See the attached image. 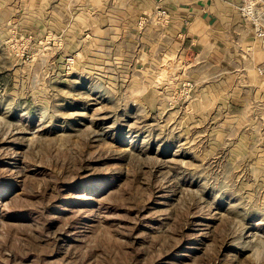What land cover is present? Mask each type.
Listing matches in <instances>:
<instances>
[{
  "label": "rangeland",
  "instance_id": "374dc122",
  "mask_svg": "<svg viewBox=\"0 0 264 264\" xmlns=\"http://www.w3.org/2000/svg\"><path fill=\"white\" fill-rule=\"evenodd\" d=\"M231 1L0 0V264H264V0Z\"/></svg>",
  "mask_w": 264,
  "mask_h": 264
},
{
  "label": "crops",
  "instance_id": "0c3cea01",
  "mask_svg": "<svg viewBox=\"0 0 264 264\" xmlns=\"http://www.w3.org/2000/svg\"><path fill=\"white\" fill-rule=\"evenodd\" d=\"M122 1L123 3L131 4L133 1L141 3L142 0ZM239 1L243 3L245 0ZM219 2L226 4L228 11L220 10L217 6ZM163 5H165L164 7L169 13H172L174 18L180 16L183 19L185 17L191 20L196 19L209 28L217 29L216 31L231 25V18H229V15H233V12L230 10L233 7L231 0H181L178 3L163 0Z\"/></svg>",
  "mask_w": 264,
  "mask_h": 264
},
{
  "label": "built area",
  "instance_id": "2783aa9c",
  "mask_svg": "<svg viewBox=\"0 0 264 264\" xmlns=\"http://www.w3.org/2000/svg\"><path fill=\"white\" fill-rule=\"evenodd\" d=\"M163 0H158L157 5L155 7V11H154V17L157 18V20L159 21V23L162 26H167L169 24L170 21V13L168 12L167 9H165L162 5ZM243 6L241 7V13L242 15L248 16L250 17L253 21V15H254V9H253V4H251V0H245L243 2ZM258 37L262 40V47L261 50L264 53V32L260 31L258 34ZM259 74H264V62L261 66L258 67L257 69Z\"/></svg>",
  "mask_w": 264,
  "mask_h": 264
}]
</instances>
